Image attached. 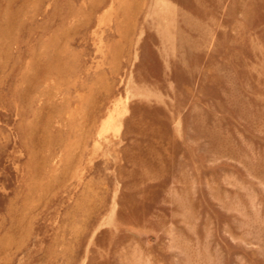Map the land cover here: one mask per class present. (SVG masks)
<instances>
[{
	"label": "rangeland",
	"instance_id": "1",
	"mask_svg": "<svg viewBox=\"0 0 264 264\" xmlns=\"http://www.w3.org/2000/svg\"><path fill=\"white\" fill-rule=\"evenodd\" d=\"M0 264H264V0H0Z\"/></svg>",
	"mask_w": 264,
	"mask_h": 264
}]
</instances>
